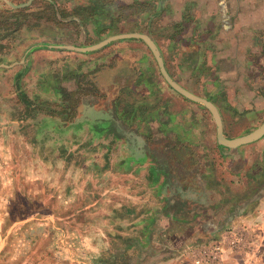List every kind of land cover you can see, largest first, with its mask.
Segmentation results:
<instances>
[{
  "label": "crops",
  "instance_id": "1",
  "mask_svg": "<svg viewBox=\"0 0 264 264\" xmlns=\"http://www.w3.org/2000/svg\"><path fill=\"white\" fill-rule=\"evenodd\" d=\"M55 1L69 10L94 0ZM106 3L105 15L97 14L80 28L82 38L99 42L118 34L147 35L170 78L216 107L223 136L240 135L231 134L240 129L238 121L256 115L264 102V0ZM97 21L102 30L94 28ZM80 52L88 55L86 67L94 70L95 80L99 72H112L114 93L101 97L100 104H82L81 122L75 126L92 132L98 142L89 137L87 147L102 146L113 171L135 179L131 187L139 182L160 197L161 205L148 221L152 239L169 248L171 242L182 244L184 237L205 236L245 216L264 196V188L249 183L264 178L263 172L247 164L249 148L259 150L264 139L236 148L221 144L210 111L166 82L141 38H120ZM188 227L192 229L185 233Z\"/></svg>",
  "mask_w": 264,
  "mask_h": 264
},
{
  "label": "rangeland",
  "instance_id": "2",
  "mask_svg": "<svg viewBox=\"0 0 264 264\" xmlns=\"http://www.w3.org/2000/svg\"><path fill=\"white\" fill-rule=\"evenodd\" d=\"M6 1L27 0H0V17L15 26L0 30V264H191L184 249L207 242L222 228L246 224L264 235L262 196L245 216L205 236L184 237L169 248L152 239L148 221L160 197L139 182L131 187L135 179L113 171L102 146L87 147L89 137L98 142L92 132L75 126L82 118L79 108L114 93L112 72H99L95 80L86 67L88 55L66 48L97 41L81 37L80 17H61L62 2L32 0L14 8ZM257 110L241 118L240 129L231 134L259 126L264 102ZM260 139L264 135L253 142ZM263 148H249L247 163L262 176ZM249 183L264 188V178ZM222 264H264V239L252 253Z\"/></svg>",
  "mask_w": 264,
  "mask_h": 264
},
{
  "label": "built area",
  "instance_id": "3",
  "mask_svg": "<svg viewBox=\"0 0 264 264\" xmlns=\"http://www.w3.org/2000/svg\"><path fill=\"white\" fill-rule=\"evenodd\" d=\"M254 231L246 224L222 228L207 242L187 246L184 253L191 264H222L229 257L248 255L262 246L264 235L258 237Z\"/></svg>",
  "mask_w": 264,
  "mask_h": 264
},
{
  "label": "water",
  "instance_id": "4",
  "mask_svg": "<svg viewBox=\"0 0 264 264\" xmlns=\"http://www.w3.org/2000/svg\"><path fill=\"white\" fill-rule=\"evenodd\" d=\"M32 0H27L24 3H20V4H12L9 3L12 7L14 8H18V7H25L27 5H29L31 3ZM130 37H135V38H141L149 47V49L151 50V52L153 53L158 66L160 68V72L163 76V78L166 80V82L177 92H179L180 94H182L183 96H185L186 98H189L191 100H194L196 102H200L202 103L212 114L213 119L216 123V130H217V138L219 140V142L225 146H228V148H236L239 147L243 144H247L250 142H253L259 138H261L264 135V121L257 126L256 128L252 129L251 131H249L248 133L244 134V135H240V136H236L233 138H225L222 134V126H221V120H220V116L218 114V111L216 109V107L208 100L201 98L197 95L192 94L191 92L187 91L186 89L182 88L179 84H177L175 81H173L170 76L167 74L163 63H162V59L160 57L159 51L156 47V45L154 44V42L145 34H138V33H128V34H118V35H112L110 37H107L95 44H92L90 46L87 47H83V48H77L75 46L69 45L66 48H71V49H75V50H80V51H91V50H95L97 48H100L106 44H108L109 42H112L114 40L120 39V38H130ZM53 47V46H51ZM256 198H254V200L252 199L250 202H247L244 206H242L241 208L237 209L236 214H241L243 213L245 210H247L250 205H252L255 202Z\"/></svg>",
  "mask_w": 264,
  "mask_h": 264
},
{
  "label": "trees",
  "instance_id": "5",
  "mask_svg": "<svg viewBox=\"0 0 264 264\" xmlns=\"http://www.w3.org/2000/svg\"><path fill=\"white\" fill-rule=\"evenodd\" d=\"M107 0H94L92 1V3L87 4V5H77L76 7H73L70 10L67 9H63L62 11H60V15L61 17H68V16H77L80 17V20L82 22V24H86V22L88 20H96V15H105L107 12L105 11V9H107L109 7V4L106 3ZM51 7L53 8V10L55 11V5L54 3L51 4ZM20 11L22 10H26V8H21L19 9ZM56 14V13H55ZM53 19L55 20V24H57V22L59 20H57L56 16H53ZM71 21V20H70ZM73 23L75 21H72ZM76 23V22H75ZM13 23H8L6 21V19L1 18L0 17V30H3L5 33H7V31H9V29H14L15 26H12ZM102 24H97L94 23V28L96 29V31L98 30H102ZM94 31V32H96ZM112 264V262H110Z\"/></svg>",
  "mask_w": 264,
  "mask_h": 264
}]
</instances>
